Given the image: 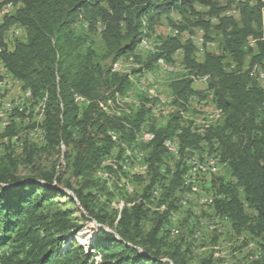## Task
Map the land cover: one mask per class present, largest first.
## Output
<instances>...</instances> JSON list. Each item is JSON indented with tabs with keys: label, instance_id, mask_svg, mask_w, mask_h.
I'll return each mask as SVG.
<instances>
[{
	"label": "trees",
	"instance_id": "obj_1",
	"mask_svg": "<svg viewBox=\"0 0 264 264\" xmlns=\"http://www.w3.org/2000/svg\"><path fill=\"white\" fill-rule=\"evenodd\" d=\"M196 4L219 18L214 28L223 36L222 53L208 50L198 61L192 42L169 35L159 41L154 53L137 54L143 40L152 37L162 17H169L173 10L208 29L210 21L193 17L200 14ZM5 5H12L13 11L0 16V61L41 105L44 148L56 152L65 145L70 149L68 167L80 185L76 189L68 182L67 187L76 194L82 212L81 218L76 216L79 211L70 206L72 197L54 184L56 166L43 179L20 176L18 158L1 155L0 264H190L188 250L168 240V212L154 213L149 220L150 210L136 204L117 217L86 190L98 185L93 174L113 151L117 159L126 161V152L139 141L143 128L155 133L153 141L144 143L150 149L148 188L162 179L156 164L168 152L165 140L175 139L182 154L186 149H201L204 142L210 145L208 153L217 155L233 179H220L218 191L224 196L214 201L213 208L238 234L261 239L254 263L264 264V85L257 78L259 69L264 71V0H227L223 7L216 0H1L0 9ZM233 5L239 11L238 20L221 16L222 10ZM169 22L179 32L186 30L183 23L171 18ZM14 26L26 35L10 46L5 35ZM250 37L257 43L255 49L248 47ZM177 51H183L186 69L168 84L171 111L160 112L165 122L149 129L147 121L162 103L152 94L139 92L146 98L135 96L134 112L126 108L134 81L141 76L138 71L144 75L154 70L159 59L175 62ZM225 55L235 67L225 66ZM127 56L135 59L136 69L118 70V62ZM202 78L207 81L205 99L211 98L215 105L211 120L202 124L209 127L203 129L194 125L197 111L190 106L191 98L200 96L195 84ZM189 111L195 112L191 117L195 120H187ZM11 125L2 136L17 140ZM32 159L31 153L27 162ZM186 161L172 174L165 188L168 196L181 186L183 190L191 186L184 179L189 168ZM100 190L113 196L105 184ZM170 206L174 208L173 202ZM147 222L151 226L146 229ZM86 228L94 231L87 249L77 241Z\"/></svg>",
	"mask_w": 264,
	"mask_h": 264
},
{
	"label": "rangeland",
	"instance_id": "obj_2",
	"mask_svg": "<svg viewBox=\"0 0 264 264\" xmlns=\"http://www.w3.org/2000/svg\"><path fill=\"white\" fill-rule=\"evenodd\" d=\"M216 1L219 2L221 7L226 6L227 4V0ZM3 7L11 10L10 12L12 13L13 10L11 6L6 5ZM2 8L0 9L1 17L11 14L10 12L7 13L8 11L6 8ZM195 8L200 14L199 16L196 14L193 17H195V19H202L206 22L210 21L208 29L204 25H194L193 23L188 22L184 18V14L180 13L178 10H173L169 14V17H162L160 23L156 27V32L150 39V43L148 41L146 45H140L137 49V54L142 57H147L159 46L160 40H163L169 35L176 37L177 34L175 32L171 33L172 29L175 28H173L172 24L169 22V18L176 23H183V25L186 26V30L182 31L183 33L181 35H178L183 39V41H185V38H191L187 33L196 37L197 41L195 46L197 50L195 52V57L198 61L203 60L206 51L208 50L222 53L223 36L214 28V26L219 23V18L211 17L208 14L209 9L207 7L196 4ZM4 11H6V14H4ZM220 13L221 16H232L237 20L240 18L236 5L226 7V9L222 10ZM189 14V11L186 12V17H189ZM81 26L78 25L77 28H81ZM25 35V31L22 28L14 26L8 31V33H6L5 42L12 46V42H14L15 39L24 38ZM96 37H98V35H96ZM248 47L253 49L257 47V43H255L254 39L251 37L248 39ZM225 56V66L228 68L230 66L235 67L231 58H229L228 55ZM182 58L183 51H177L174 55V61L176 63H180L182 62ZM134 60L135 59L132 56H127L120 60L117 64L118 70L131 71L132 69H136V61ZM245 66H248V61H246ZM6 70L7 69L0 61V110L5 112L6 117H8L6 114L9 115L10 121L12 120V125L9 127L13 132L12 137L18 136V139L12 140L9 139L10 137L2 136L9 129L6 128L3 131L5 127L2 120H0V156L10 153L18 158L20 161L18 174L20 176H41L40 178L43 179L44 174L48 173L54 168V166H56L57 174L54 184L59 186L72 197L74 203L70 206L79 211L76 216L80 217L82 207L76 194L67 187L68 182H72L74 188L76 189L80 185L78 183V180L80 179L73 177L72 171L68 167L67 155L70 153V149L65 145L63 147L60 146L56 152H50L44 148L45 140L41 130L43 117L42 112L38 108V101L36 100L35 102H30L29 97H25L28 96V92L26 93L28 89H24L23 84L16 80ZM260 73H264L263 69H259L257 72L258 79H261V75H259ZM155 77V85L150 88L154 92L151 94L156 97V99L159 98L157 97L158 94V96H162L165 101L161 105L158 104L157 106H159V109L155 111L152 117H149L147 121V127L149 129L152 126L158 128L165 122V117L161 114H164V112L169 108L168 100H171V91L168 84L175 76H168L167 74L160 72L157 73V76ZM261 83L264 85V81ZM206 84L207 83L203 81L198 82L195 88L198 90L200 99L197 96H193L196 98H191L190 106L197 111V116L196 120L191 119L189 111L186 118L187 120H195L194 124L197 121H199L200 124L209 122L212 114L214 113L213 111L215 110V105L212 99L208 97L205 99L206 94H208L206 93ZM147 86L148 84H140V81L136 78L132 87V100L126 105V108L132 112L137 109L135 96H137L140 100L146 98L144 95H140L139 92H141L143 88H147ZM22 98L24 99L23 101ZM17 100H20V105L18 106L16 104L18 102ZM26 103L29 105H26ZM160 112L162 113L160 114ZM192 112L195 114L194 111ZM20 114H23V116L21 117ZM144 132L152 133V131L147 128L142 129V131L138 134L139 141H135L133 148L126 152L125 156L128 157L125 158L126 161L123 158L120 160L117 159L116 150L113 151L112 156H108L104 159V161H102L97 168V171L93 174V180H95L98 185L96 184V186L86 190H91L93 194H96V197L99 198L101 205H103L110 214L115 213L117 217L125 207H130L136 204H144L145 208L150 210L149 214H152V216L148 217L149 220L153 217L154 213L163 214L168 212L170 215V223L165 228V230L169 233L168 240L175 243H181L182 248L184 250H188L191 258L190 264H255L254 261L261 250V239L253 238L248 234H238L232 228L231 222L227 218L218 215L213 208L214 201L217 198L224 196L218 191L220 179L224 177L227 181L233 182V179H231V176L228 173L227 166H218L217 164H214V166H210L212 170L211 174L202 176L197 180L194 179V181L192 180V176H194L196 172L195 169H190L186 172V174H184V179L185 183L190 182L191 186L183 190L181 180L180 186L182 188L180 187L178 189L179 192L176 190L174 194L170 196L167 195V189L165 188L170 185L172 182L170 179L172 174L175 176L178 172V168L182 166L183 161L186 159L190 162L196 160L193 156H190V154L198 156L199 159L203 161L204 159L202 157L204 156L205 151H208L204 147H207L210 150V145L205 143L201 149L187 150L183 154L181 152L179 156L173 155L168 151L166 155L163 156L162 161L156 164V167L159 168V174H161L162 179L154 188L152 187V189L148 188L151 175L150 173L148 174L146 157L148 156L150 149L147 147V144H144L146 143L143 141V138L145 139ZM214 146L215 149H217L218 146L216 144H214ZM215 151L218 152V150ZM31 153L33 159L32 162L29 163L27 162V159ZM121 165L124 169H120ZM109 167L117 169L118 172H111V170L108 169ZM42 179L39 180L41 183L44 181ZM104 184L108 188L109 192L113 193V196H110L107 190H100V187ZM162 191L163 195H161ZM239 193L240 195L242 194L241 189H239ZM147 194L150 195L149 199L146 198ZM61 200L67 202L69 199L64 198ZM160 202H163L164 205H160ZM172 202L174 208L170 206ZM244 205L246 211L251 214L252 211L249 209L247 204L244 203ZM161 206L165 207L163 211ZM157 208H160V212L155 211ZM150 226V222L145 224L146 229ZM93 235L94 231L90 228H86L79 233L77 241L80 244H83V246L87 249ZM82 241H85V243ZM96 259L99 260V256H97Z\"/></svg>",
	"mask_w": 264,
	"mask_h": 264
},
{
	"label": "bare ground",
	"instance_id": "obj_3",
	"mask_svg": "<svg viewBox=\"0 0 264 264\" xmlns=\"http://www.w3.org/2000/svg\"><path fill=\"white\" fill-rule=\"evenodd\" d=\"M6 6V5H5ZM7 6H9V5H7ZM200 6H202V5H200ZM11 7L13 8V6L11 5ZM7 9V11L9 12V10H8V8H6ZM175 30V31H174ZM173 32H175L177 35L176 36H178V35H181L183 32H179L177 29H172V31H171V33H173ZM184 34H186V33H184ZM191 38H189V39H187V38H185V41H190V42H192L194 45H195V43H196V37L195 36H193V35H191L190 33H187ZM185 36V35H184ZM153 37V36H152ZM150 39H151V37L150 38H146V39H144L143 40V42L141 43V44H143V45H146L147 44V42L149 41V43H150ZM140 44V45H141ZM140 45H139V47H140ZM155 51H153V53H154ZM183 59V58H182ZM185 67H184V65L182 64V62H180V63H176V62H167V60H164V59H159L157 62H156V67H155V69L154 70H152V71H149L147 74H144V75H142L143 76V78H142V76H140V77H138L137 79H138V81H140V84H153V83H155L156 82V77L155 76H157V73H163V74H167L168 76H177L178 74H180L181 72L183 73V71H185ZM7 71V70H6ZM259 75H261V79H259V81L260 82H263L264 81V78H263V76H262V74L260 73ZM159 76V75H158ZM180 76V75H179ZM182 76V75H181ZM258 76V75H257ZM158 78V77H157ZM201 81H203V82H205V83H207V81H206V79L205 78H202L201 80H199L198 82H201ZM197 82V83H198ZM207 85V84H206ZM148 90V91H147ZM137 91V90H136ZM144 91H146V92H144ZM151 91H152V89H149V88H143L142 90H141V92H143V93H146V94H151ZM28 91H26V93H27ZM138 92H139V90H138ZM137 92V93H138ZM154 92V91H153ZM158 92V91H157ZM30 91L28 92V96H25L26 98L27 97H29V101L30 102H35V100L34 99H31L30 98ZM26 95V94H25ZM157 96H158V94H157ZM160 99V103H164V98L162 97V96H158ZM25 98V99H26ZM127 98H129V97H127ZM194 98H196V97H194ZM198 99V98H197ZM24 99L22 98V101H23ZM12 101V100H11ZM18 101V100H17ZM169 101V108L165 111V115H167L168 114V112H170L171 111V109H170V99L168 100ZM15 102V101H14ZM16 103V102H15ZM9 104V103H8ZM17 104V106L18 105H20V100L16 103ZM15 104V105H16ZM167 104V103H166ZM23 105V104H22ZM21 105V106H22ZM26 105H29V104H27L26 103ZM164 106V105H163ZM24 107V106H23ZM22 107V108H23ZM12 108V107H11ZM38 108H39V110L41 109V105L40 104H38ZM21 109V108H20ZM215 109V108H214ZM4 111V110H3ZM131 112V111H130ZM8 117H6L5 116V112H2V110H0V120H2V122H3V125H4V127L6 128L10 123H11V121H10V119H9V115L8 114H6ZM196 117V116H195ZM8 118V119H7ZM195 126H198V127H200V128H204V127H209V125L208 124H206V125H202V124H200V122L199 121H197L195 124H194ZM5 128L3 129V131L5 130ZM147 132V131H146ZM146 132H144V134H145V139L143 138V141L144 142H146V143H149V142H151V141H153L154 140V138H155V133L154 132H152V133H146ZM144 134H143V137H144ZM205 145V142L204 143H201V147L202 146H204ZM164 146H165V148L169 151V152H171L173 155H177V156H179L180 155V148H179V144H178V142L175 140V139H167V140H165V142H164ZM204 148H206V150H208V148L207 147H204ZM187 150H191V149H186V151ZM193 157H194V159H196V160H193V161H186L187 163H188V170H187V172L190 170V169H195V172H196V174H194V176H192V180L194 181V179H198V178H201L202 176H205V175H209V174H211V168H210V166H214V164H217L218 166H221L220 164H219V158L217 157V155L216 154H209L208 153V151H205V154H204V156L202 157L204 160L202 161L201 159H199V157L198 156H196V155H192ZM201 161V162H198V161ZM185 161V160H184ZM220 168V167H219ZM193 189H194V187H193Z\"/></svg>",
	"mask_w": 264,
	"mask_h": 264
},
{
	"label": "crops",
	"instance_id": "obj_4",
	"mask_svg": "<svg viewBox=\"0 0 264 264\" xmlns=\"http://www.w3.org/2000/svg\"><path fill=\"white\" fill-rule=\"evenodd\" d=\"M4 9L6 8V7H3ZM2 8V9H3ZM12 10H13V8H12ZM11 10H9V12H10ZM5 13L4 14H6V11H4ZM9 12H7V13H9ZM16 27V26H15ZM141 45H143V44H141ZM148 84V83H147ZM155 85V83H153V84H148V86H147V88H151L152 86H154ZM197 85V83L195 84V86ZM196 89V88H195ZM197 90V89H196ZM153 91V90H152ZM191 114V117H192V115H193V113H192V111H190V113H189V115Z\"/></svg>",
	"mask_w": 264,
	"mask_h": 264
},
{
	"label": "built area",
	"instance_id": "obj_5",
	"mask_svg": "<svg viewBox=\"0 0 264 264\" xmlns=\"http://www.w3.org/2000/svg\"><path fill=\"white\" fill-rule=\"evenodd\" d=\"M138 74L142 76V74H141V70H140V71H138ZM142 78H143V76H142ZM203 102H204V101H203Z\"/></svg>",
	"mask_w": 264,
	"mask_h": 264
},
{
	"label": "clouds",
	"instance_id": "obj_6",
	"mask_svg": "<svg viewBox=\"0 0 264 264\" xmlns=\"http://www.w3.org/2000/svg\"><path fill=\"white\" fill-rule=\"evenodd\" d=\"M199 5V4H198Z\"/></svg>",
	"mask_w": 264,
	"mask_h": 264
}]
</instances>
